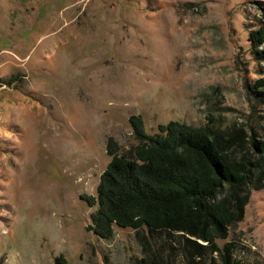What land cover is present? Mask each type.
Instances as JSON below:
<instances>
[{
  "label": "rangeland",
  "instance_id": "obj_1",
  "mask_svg": "<svg viewBox=\"0 0 264 264\" xmlns=\"http://www.w3.org/2000/svg\"><path fill=\"white\" fill-rule=\"evenodd\" d=\"M262 2L0 0V264L143 256L134 230L114 226L104 240L87 228L107 140L130 151L133 116L147 134L170 120L262 133L252 87L263 45L251 42ZM229 241L242 264H264V189H250L217 244Z\"/></svg>",
  "mask_w": 264,
  "mask_h": 264
},
{
  "label": "trees",
  "instance_id": "obj_2",
  "mask_svg": "<svg viewBox=\"0 0 264 264\" xmlns=\"http://www.w3.org/2000/svg\"><path fill=\"white\" fill-rule=\"evenodd\" d=\"M251 42L264 57V21ZM252 88L263 96L264 77ZM131 119L138 143L120 154L109 138L97 196L84 197L98 205L88 230L104 240L114 226L134 230L143 256L132 264H242L232 241H217L243 220L250 189H264V131L170 120L147 134L139 116ZM54 264L68 263L59 255Z\"/></svg>",
  "mask_w": 264,
  "mask_h": 264
}]
</instances>
